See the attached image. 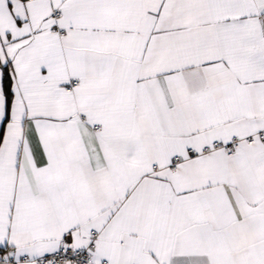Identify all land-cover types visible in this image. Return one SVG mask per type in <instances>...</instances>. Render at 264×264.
<instances>
[{
  "label": "snow or ice",
  "instance_id": "obj_1",
  "mask_svg": "<svg viewBox=\"0 0 264 264\" xmlns=\"http://www.w3.org/2000/svg\"><path fill=\"white\" fill-rule=\"evenodd\" d=\"M0 264H264V0H0Z\"/></svg>",
  "mask_w": 264,
  "mask_h": 264
}]
</instances>
